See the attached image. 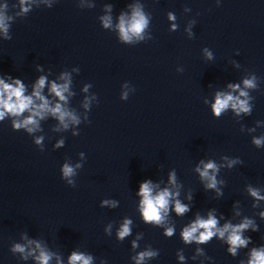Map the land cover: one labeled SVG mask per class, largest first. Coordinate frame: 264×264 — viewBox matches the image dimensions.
I'll return each instance as SVG.
<instances>
[{
    "label": "clouds",
    "instance_id": "1",
    "mask_svg": "<svg viewBox=\"0 0 264 264\" xmlns=\"http://www.w3.org/2000/svg\"><path fill=\"white\" fill-rule=\"evenodd\" d=\"M22 5V12H27L28 8L23 7L26 3V0H20ZM170 18H172L170 16ZM5 16L0 14V30L7 33V25L5 23ZM111 21L110 18L104 19V26L108 27ZM148 21L144 17V15L136 11L133 14V17L130 21L126 22L123 17L120 19V23L118 25L121 39L125 42L131 41L133 36L137 38H142L141 33L144 31L147 26ZM175 27V26H173ZM46 78L41 76L35 85V90L33 92V96L38 98L41 103L39 105L34 104L33 98L31 96H25V88L23 83L17 79L14 81V84L6 83L3 79H0V120H2L7 113L13 116H20L23 112L29 111L31 115L23 120H15L13 121V126L16 129L26 128L28 132L36 131L38 128V120L36 117H40L41 119L44 117L45 113H51L53 116H56L64 127H67V124L64 123L65 118L68 117L72 119L73 122H77L76 118L72 116L70 112H67L62 109L60 104H56L55 107H49L48 101L40 94V90L45 86ZM245 87L251 88L255 87L254 81L252 79H246L244 81ZM230 87L236 89L239 85H230ZM50 91L54 93L61 101L65 100L64 93L68 91V84L65 83L63 85H58L53 83L51 85ZM241 96H246L247 93L241 91ZM126 96V94H125ZM231 107L237 113L240 112H248L249 106L245 100H240L238 97H234L231 94H223L217 93L215 103L213 104V112L216 116H219L224 110ZM37 143H40V139H37ZM256 145H260L262 141L260 139L254 140ZM217 166L215 163L209 161L204 164L203 170L199 168L197 171L200 172L202 178H205L209 181L207 184L208 188L216 187V180L214 175H210L211 170L213 173L216 171ZM63 176L71 177L74 174V169L69 165L65 164L63 166ZM172 183H175L174 176L170 178ZM71 183V181H69ZM251 195L256 197L257 199H264V197H260L259 193L256 190H251ZM139 195L142 196L141 200V211L145 221L155 222L160 224L164 220V216L161 214L162 211H167L169 206L170 197L174 195H178V193H171L168 189H164L163 191L153 195V186L151 181H144L140 184ZM105 203H108L105 201ZM175 211L178 215H182L188 211V206L182 204L179 200L175 201ZM264 215V213H262ZM130 221H125L122 225L119 236L120 238H124L129 235ZM218 221L217 219L209 214L208 218L202 219L199 216L196 220L188 227L183 229L182 236L185 242H191L196 240L198 242H206L213 236L219 235V237L224 238L225 234H228V243L231 245L229 251L235 254L236 249L241 246H246L247 240L242 238V232L250 227L252 222L250 220H245L244 222L238 225L225 224L223 228L217 227ZM200 229L204 231L199 232ZM199 233V235H197ZM166 235L171 236L173 234V229L168 228L166 230ZM39 247V245H37ZM17 251L23 252L24 249L20 245H16ZM154 253L152 252H144L140 253L137 257V264L144 259L145 256H152ZM40 264H48L50 256L41 251L40 255L37 257ZM91 257H86L83 254L72 253L69 258V264H90ZM249 264H264V251L253 250L252 258L249 261Z\"/></svg>",
    "mask_w": 264,
    "mask_h": 264
}]
</instances>
